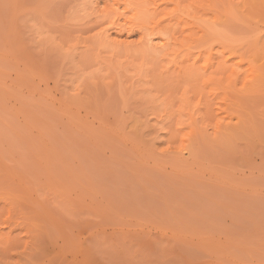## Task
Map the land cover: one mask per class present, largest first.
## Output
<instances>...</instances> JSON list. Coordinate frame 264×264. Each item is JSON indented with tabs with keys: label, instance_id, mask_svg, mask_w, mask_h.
Segmentation results:
<instances>
[{
	"label": "rangeland",
	"instance_id": "rangeland-1",
	"mask_svg": "<svg viewBox=\"0 0 264 264\" xmlns=\"http://www.w3.org/2000/svg\"><path fill=\"white\" fill-rule=\"evenodd\" d=\"M0 264H264V0H0Z\"/></svg>",
	"mask_w": 264,
	"mask_h": 264
}]
</instances>
